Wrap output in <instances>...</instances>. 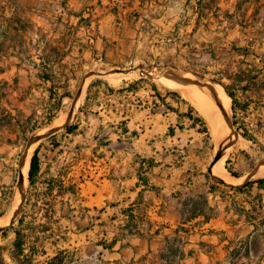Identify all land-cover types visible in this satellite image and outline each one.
I'll return each mask as SVG.
<instances>
[{"label":"crops","instance_id":"crops-1","mask_svg":"<svg viewBox=\"0 0 264 264\" xmlns=\"http://www.w3.org/2000/svg\"><path fill=\"white\" fill-rule=\"evenodd\" d=\"M116 5H104L97 34L88 29L89 56L112 68L215 77L232 94L238 129L224 168L243 185L211 179L216 145L183 98L149 78H94L63 145L44 163L38 154L35 179L51 197H26L23 210L38 203L30 213L39 228L18 232L21 249L15 235L0 243L1 264H264V178H250L264 154V0H121L112 11ZM5 164L1 210L16 171ZM57 181L76 191L58 193Z\"/></svg>","mask_w":264,"mask_h":264},{"label":"rangeland","instance_id":"rangeland-1","mask_svg":"<svg viewBox=\"0 0 264 264\" xmlns=\"http://www.w3.org/2000/svg\"><path fill=\"white\" fill-rule=\"evenodd\" d=\"M112 1L117 4L112 11L118 10L121 0H0V163L7 167L5 163L12 161L16 168L14 180L4 186L2 191L6 206L3 210L0 208V220L11 214L16 198L18 200L16 188L19 162L24 151L30 146V142L45 131L56 128L52 126L62 114L66 119L72 111L76 97L80 95L72 122L92 81H86L87 77L91 73L96 74L112 69L105 65L100 57L89 56L90 47L86 40L88 29L97 34L98 15L102 13L104 5ZM113 68L121 71L142 68L152 75L165 74L164 71L143 68L135 63ZM171 72L203 83L217 84L215 77ZM118 74L113 75L119 76ZM109 76H96L95 80L100 83L110 82L113 85L132 81L148 82V78L144 76L112 82ZM151 83L158 86L162 93H172L192 105L202 121V129L217 146L208 122L192 104L183 89L173 84L174 87L168 88L169 86L166 87L155 81ZM230 117L233 131L238 136L232 113ZM69 127L32 146L30 148L33 149L32 157L39 150L44 163L49 151H54L63 145L64 135L68 133ZM237 142L238 137L235 143L230 141L224 144V147L227 149L232 146L233 149ZM263 158V153L257 154L256 163L258 164ZM29 171L30 169L27 172L26 165L25 199L26 197L34 200L46 199L48 195L51 197L41 188L42 183L39 178L35 179V184L30 186ZM54 189L58 193L76 191L70 182L63 187L57 181ZM38 207V203L32 202L28 212L25 213L22 208L19 220L10 229L0 233V243H11L14 235L17 240L18 232L23 231L24 227L39 228L40 224L36 221L35 212L30 213L39 210ZM14 218L15 216L11 222ZM6 247V245L0 246V264L2 251Z\"/></svg>","mask_w":264,"mask_h":264},{"label":"bare ground","instance_id":"bare-ground-1","mask_svg":"<svg viewBox=\"0 0 264 264\" xmlns=\"http://www.w3.org/2000/svg\"><path fill=\"white\" fill-rule=\"evenodd\" d=\"M118 75L119 76L110 75L109 76L110 80L112 82H119L120 80L124 78L138 79L143 76V72L140 69H136V70H131L128 73H121ZM154 76H155V79H154L155 82L161 83L162 85L166 87L169 86L168 88H170V86L174 87L173 85H175L176 87L184 90V92L191 99L192 104L200 111L201 115L208 122V126L210 128L211 134L217 143H220L221 141H224V144H227L230 141L232 143L236 142L238 136L233 131L232 126L230 125L228 128L225 127V121H224L225 113L226 111L230 113L232 110L230 107V99L227 97V95L225 94V91L222 89L220 85L209 86L213 88V90L216 92L215 94H213L211 92L202 90L192 85H186L183 83H179L173 79L166 78L161 74L159 75L154 74ZM64 121H65V115L62 114V116H60L58 119L55 120L52 127H59L63 125ZM231 149H232V146L226 149L225 156L214 168V174L216 177H220L222 179L235 182V180L230 178V176L228 175V173L226 172L224 168V163H225L227 154L228 152L231 151ZM32 153H33V149H30L29 156L26 162L27 172L30 169L29 167H30ZM25 169H26V166H25ZM257 176L264 178V164L261 166L260 170L258 171ZM17 204H18V200L16 198L15 205H13L14 208L12 209L13 211L11 212V214H9L6 218L0 220V228L10 224L12 218L15 216L17 212V209H16Z\"/></svg>","mask_w":264,"mask_h":264},{"label":"water","instance_id":"water-1","mask_svg":"<svg viewBox=\"0 0 264 264\" xmlns=\"http://www.w3.org/2000/svg\"><path fill=\"white\" fill-rule=\"evenodd\" d=\"M139 69L143 72V76L144 77H147V78H149L151 80H154L155 79V76L152 75L151 73L144 71L142 68H139ZM131 70L132 69H130L129 71H131ZM133 70H136V69H133ZM129 71H121L119 69L112 68V69H110L108 71L98 72L96 74L95 73H91L87 77L86 81H91L96 76H98V77H104V76H109V75L118 74V73H128ZM163 76L166 77V78H169V79H173V80H175V81H177L179 83H183V84H186V85H192V86L198 87V88H200L202 90L211 92L213 94L216 93L213 90V88L209 87V86L216 85V84L207 83V82L206 83H203L201 81H197V80H194V79H190V78H188L186 76L176 75L173 72H166ZM225 94L231 100L230 96L228 95V93L226 91H225ZM79 98H80V95H78L76 97V99L74 101V105H73L72 111L66 117L63 125H61L59 127H56L53 130L45 131L43 134L38 135L37 137H35L30 142V146L28 147V149H26L24 151L22 157L20 158V162H19V176H18V182H17V192H18L17 213L15 215V218L13 219V221L9 225L0 228V233H3L4 231L10 229L19 220V217L21 215V211H22L23 204H24V201H25V184H26V180H27V177H26V174H25V166H26L27 158L29 156L30 148L32 146L36 145L37 143H39L40 141H42L43 139H45V138H47V137H49V136H51V135L59 132L63 128H65V127H67V126L70 125L71 119H72V116L74 115V110H75V107L78 104ZM230 114H231V112L229 113L228 111H226L225 116H224V121H225V127L226 128H228L230 125L233 128V125L231 123L232 121H231ZM216 149L217 150H216V154L214 156V159H213V161L211 162V164L208 167V173H209L211 179L215 183H217L219 185L226 186V187H236V188L241 187L243 185L242 183L241 184H236L235 182H231V181H228V180H225V179H222L220 177H216L215 176V174H214V168L223 159V157L225 156V153H226V147H224V141H221L220 143H217ZM263 164H264V159H262L260 161L258 167L256 168L255 173L250 178H252L256 173H258L259 169L261 168V166Z\"/></svg>","mask_w":264,"mask_h":264},{"label":"trees","instance_id":"trees-1","mask_svg":"<svg viewBox=\"0 0 264 264\" xmlns=\"http://www.w3.org/2000/svg\"><path fill=\"white\" fill-rule=\"evenodd\" d=\"M228 95L230 96V98H232V94L228 93ZM71 130H72V127H69L67 129L68 132H70ZM38 154H39V150H37L34 153L32 159H31L30 171H29V183H30V186H32L34 184L35 177L37 176V174L40 171V158H39ZM233 176H236V175L233 174ZM258 183L262 185L264 183V180H260V181H258ZM250 184H252V183H249L247 186H249ZM23 243H24V240H23L21 234L18 233V237H17V240L15 242V247L17 249H21L22 246H23Z\"/></svg>","mask_w":264,"mask_h":264}]
</instances>
